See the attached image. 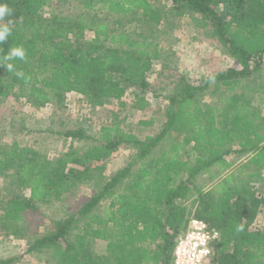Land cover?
I'll list each match as a JSON object with an SVG mask.
<instances>
[{
    "label": "trees",
    "instance_id": "16d2710c",
    "mask_svg": "<svg viewBox=\"0 0 264 264\" xmlns=\"http://www.w3.org/2000/svg\"><path fill=\"white\" fill-rule=\"evenodd\" d=\"M51 1L68 2L7 0L13 14L5 19L15 25L0 43V58L23 46L26 59L12 61L22 78L0 65V102L13 97L35 108L53 101L63 106L73 92L100 107L132 90L148 91L161 56L157 43L110 28L91 12L155 30L166 18L163 8L149 0H75L79 15H45ZM164 1L178 16L207 25L236 66L198 84L181 76L165 96L159 130L142 138L119 122L100 126L96 137L82 128L65 130L58 134L85 143L70 144L54 159L15 140L0 144V178L6 179L0 229L18 239L25 238L26 214L36 203L60 201L100 174L99 163L113 152L133 150L78 209L29 237L26 252L45 253L51 264H173L178 236L197 218L218 232L215 264H264V0ZM86 31L94 32L91 39ZM207 93H217L216 100L203 102ZM89 240L104 242L105 251L94 252Z\"/></svg>",
    "mask_w": 264,
    "mask_h": 264
},
{
    "label": "rangeland",
    "instance_id": "374dc122",
    "mask_svg": "<svg viewBox=\"0 0 264 264\" xmlns=\"http://www.w3.org/2000/svg\"><path fill=\"white\" fill-rule=\"evenodd\" d=\"M149 1L165 11L166 18L155 30L133 18L121 17L118 21L117 16L104 11L91 12L110 28L125 30L138 39L147 37L157 43L161 56L160 60H156L149 76L150 85L147 92L132 90L123 100H110L100 107L91 106L84 97L73 92L66 94L63 106L56 105L53 101L40 108L26 103L24 98L16 100L8 97L0 102V144L10 147L15 140L21 146L32 147L44 157L54 159L67 151L70 144L79 148L85 143H73L70 138L58 134L65 130L82 128L87 134L96 137L100 126L119 122L122 130L142 138L159 130L167 105L165 96L172 93L181 76L188 82L194 81L198 84L201 79L224 71L230 66H236L212 36L207 25L196 23L186 15L178 16L171 9L169 2ZM81 12L80 4L75 0L51 1L43 8L45 15L54 13L75 17ZM93 35L92 31L85 32L87 39H91ZM135 94L142 96V99L139 101ZM216 94H204L202 101H214ZM149 119H153V124L140 123ZM132 153L133 150L129 147L119 148L99 163L103 168L100 174L71 188L60 201L36 203L37 208L29 210L26 214L25 238L5 235L0 229V260L15 258L12 264H51L46 261L45 253L26 252L27 239L46 232L53 220L78 209L95 192L102 180L126 164ZM230 160L235 162L236 158L231 157ZM262 172L264 174V170ZM206 178L204 177V180L208 182ZM5 182L6 179L0 178V193L4 191ZM22 192L27 195L26 190ZM262 223L261 221L260 225ZM87 245L99 254L105 251V243L102 241L89 240Z\"/></svg>",
    "mask_w": 264,
    "mask_h": 264
},
{
    "label": "built area",
    "instance_id": "2783aa9c",
    "mask_svg": "<svg viewBox=\"0 0 264 264\" xmlns=\"http://www.w3.org/2000/svg\"><path fill=\"white\" fill-rule=\"evenodd\" d=\"M216 230L197 218H190L186 229L178 236L173 250V264H215L213 242Z\"/></svg>",
    "mask_w": 264,
    "mask_h": 264
},
{
    "label": "clouds",
    "instance_id": "9594fccd",
    "mask_svg": "<svg viewBox=\"0 0 264 264\" xmlns=\"http://www.w3.org/2000/svg\"><path fill=\"white\" fill-rule=\"evenodd\" d=\"M13 14L12 8L7 3V0H0V43L8 40L12 35L15 22L12 19H5L11 17ZM25 60L26 50L23 46L11 47L6 55L0 58V65L4 66L9 72H13L17 77L22 78L24 73L16 70L12 61ZM237 231H243V225L237 226Z\"/></svg>",
    "mask_w": 264,
    "mask_h": 264
}]
</instances>
